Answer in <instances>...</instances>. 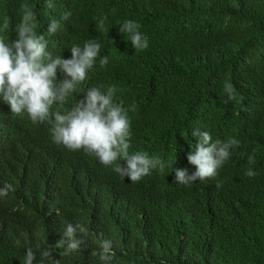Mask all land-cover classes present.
<instances>
[{"label": "trees", "instance_id": "1", "mask_svg": "<svg viewBox=\"0 0 264 264\" xmlns=\"http://www.w3.org/2000/svg\"><path fill=\"white\" fill-rule=\"evenodd\" d=\"M25 4L39 28L60 20L48 37L59 55L69 58L70 47L88 39L101 42L109 63L97 60L66 106L89 87L115 85L131 120L130 152L145 151L191 174L195 127L241 143L216 179L203 183L212 197L199 181L177 183L171 167L131 182L94 159L85 179L48 189L55 178L43 174L39 161L5 164L0 186L9 182L15 191L0 216V264H22L29 247L55 246L68 222L89 231L79 253L61 257L62 249L54 250L61 264H99L91 253L104 239L114 242L116 264H264V0H54V8L46 0H0V25H8L0 35L15 39ZM127 19L142 25L147 49L136 50L120 32ZM50 150L78 157L59 145ZM249 169L257 174L249 177ZM111 193L116 202L110 196L101 204Z\"/></svg>", "mask_w": 264, "mask_h": 264}, {"label": "clouds", "instance_id": "2", "mask_svg": "<svg viewBox=\"0 0 264 264\" xmlns=\"http://www.w3.org/2000/svg\"><path fill=\"white\" fill-rule=\"evenodd\" d=\"M46 3L49 8L55 6L54 0H46ZM22 9V19L15 27V39L0 35V169L5 164L39 161L43 174L55 178L47 186L50 189L64 183L65 179H85V166L93 167L91 161L94 159L101 166H113L115 172L131 182L141 181L157 170L164 174L166 168L171 167L177 183L189 185L199 181L205 197L214 195L203 183L216 179L219 170L232 157V150L240 146V140L235 137L221 140L214 138L210 130L192 129L195 147L192 146L187 156L189 163L195 166L191 174L188 169L174 168V164L169 165L145 151L130 152L131 120L123 101L117 100L115 85L89 87L71 108L66 106L69 98L89 78L97 60L100 66L109 63V57L101 54V42L88 39L82 44H73L71 56L65 58L52 48L48 39L60 30V20H52L48 27L39 28L35 24L34 10L26 4ZM67 18L68 14L62 17ZM100 26L104 27L103 20ZM7 27V22L0 25V33ZM141 27L132 19L124 20L119 27L121 33L130 36L136 50L149 47V38ZM58 73L62 79L58 78ZM223 89L230 100L236 99L231 82L225 81ZM53 145L77 153V160L52 154ZM72 167L75 168L67 176ZM246 174L254 177L257 173L249 169ZM14 191L12 183L0 186V216L5 197ZM110 196L116 202V196L111 193L100 203L108 202ZM88 231L83 223L68 222L63 238L55 246L27 248L22 264H37L38 252V264H61V260L54 257V250L62 249L61 257L79 253L85 243L82 237ZM91 255L98 257L99 264H116L117 261L114 242L110 239L101 240L99 249L93 250Z\"/></svg>", "mask_w": 264, "mask_h": 264}]
</instances>
